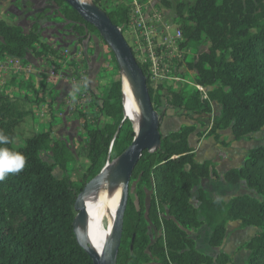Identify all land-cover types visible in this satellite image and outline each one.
<instances>
[{"label":"trees","instance_id":"1","mask_svg":"<svg viewBox=\"0 0 264 264\" xmlns=\"http://www.w3.org/2000/svg\"><path fill=\"white\" fill-rule=\"evenodd\" d=\"M55 1L80 36L85 31L96 32L62 0ZM174 1L173 19L180 21L183 39L178 48L194 46V60L186 68L194 74V83L207 89V99L184 86L161 85L154 90L148 66L140 63L130 48L146 78L154 111L160 119L173 110L192 121L195 115L210 114L215 103L219 115L213 118L208 135L221 146L227 143L220 139V131L231 130L235 142L260 132L264 128V0ZM106 2L116 4L109 13L103 10ZM91 3L121 33L128 26L129 0ZM0 38V62L6 57L24 60L28 53L52 61L60 58L56 49H37L38 38L33 31L24 33L3 20ZM45 87L40 93L33 92L46 95ZM121 92V80L112 82L94 109L109 121L97 129L85 125L88 167L83 178L87 183L100 174L112 156L118 159L134 139L131 124L123 116ZM32 115L26 98L0 91V133L9 138L2 146L26 158L22 171L0 181V264H92L73 231L74 206L84 186L65 174L75 160L70 149L63 140L52 139L49 132L33 134L23 146L14 148L17 129ZM195 133L193 125H184L161 135L153 153L142 154L130 180L137 182V202L128 198L116 264H232L223 253L201 254L187 234L205 226L210 232L208 245L217 249L224 241L227 224L232 222H238L242 229H258L240 250L248 252L245 264H264V145L250 149L240 168L220 177L212 162L196 161L188 141ZM55 168L64 173L61 179L53 176ZM202 180L244 185L255 196L217 201L201 186ZM148 191L152 193L147 204ZM148 223L161 231L154 243L148 235Z\"/></svg>","mask_w":264,"mask_h":264},{"label":"rangeland","instance_id":"2","mask_svg":"<svg viewBox=\"0 0 264 264\" xmlns=\"http://www.w3.org/2000/svg\"><path fill=\"white\" fill-rule=\"evenodd\" d=\"M83 1L91 3V0ZM164 1H166L168 5L164 4L163 0H152L151 3L154 5V11L162 17V19L169 22L168 34L172 36L175 30L180 27L181 23L179 20L173 19L176 2L174 0ZM115 6L116 4L114 2H106L103 6V10L109 13ZM0 20L5 21L11 26L20 28L24 33L33 31L38 38L37 44L35 45L37 49H41V46L46 48V52L54 49L59 52L63 48L68 47L71 51H75L74 55L78 57V62L72 61L68 63L62 60L63 58L61 62L56 61L55 65L58 71H60L58 73L56 72V75L61 78L49 80L48 83L46 82L48 78L44 74L48 67V59H46V56L38 58L31 53L37 59H34L33 63L25 62V72L20 75H16L11 69H5L0 66V91L4 94H10V97H17L18 95L24 96V98L28 100V105L33 109V116L24 120L22 125L17 129V138L14 142V148L17 149L23 146L24 140L33 134L49 132L52 139L63 140L74 155L75 160L68 165L65 174L77 185L85 186L87 181L84 180L83 177L88 167V162L85 157L86 144L88 141L85 125H87L89 129H97L109 121L106 117L96 114L94 109L96 104H101V100L107 94L110 84L118 79L121 80L122 74L117 62L115 59L113 61L111 51L100 33L97 31H85V35L83 37L80 36L73 30V24L64 19L62 10L55 0H0ZM122 35L128 46L133 50L137 60L142 63L146 55L141 49L140 43H136L137 36L133 31H129L127 27L123 28ZM202 43L206 44V41L203 40ZM179 44L180 43H176V45H174L176 50L175 48L172 49V55L175 57V53H179L180 62H178L179 60L170 62V66L173 67L170 71L174 73L175 65L178 64L177 68L183 67L181 79L194 85V74L188 71L186 67L188 63L194 60L196 53L195 48L194 46H190L179 50ZM88 62L90 66L87 65ZM74 68L85 71L87 74L88 83L83 91V93H85L84 97L80 96V98H73L75 95L69 93L73 90H70L72 88L70 87L67 77ZM185 69L187 71H185ZM33 81H36V84H33ZM58 83L64 85L57 86ZM190 84H182L181 86H184L187 91H190L193 88ZM43 86H46V95H43L44 97L33 92L36 90L40 93L43 90ZM92 87L99 89L96 92L99 96L93 94L91 91ZM21 90L28 91L22 94ZM122 93L123 92H121V96ZM69 100L73 102L70 107L66 104ZM218 115L219 106L215 103L211 104L210 114L195 115L192 121L187 120L185 115H177L173 110H168L162 119L159 118L157 113L159 131L162 136H165L171 132H176L184 125H193L196 128V133L192 140V144L197 152L196 161L199 163L210 160L216 162L217 170L223 173L227 170L225 169L228 168L227 166H239L240 161L238 162L237 159L234 158L232 160L233 163H224L225 159L229 157L228 153L240 155L242 152L249 149L264 145V128L252 136V138H244L234 142V144L233 142H228L230 139L229 130L220 131V139L227 143V146H221L213 140L212 136L208 135L210 133L212 120ZM223 155H226L227 158ZM43 160L51 163L47 156H43ZM116 165L117 159L112 156L105 167L111 170L115 168ZM53 176L56 179H61L64 173L55 168ZM136 184V181H132L129 184V197L134 203L137 202ZM204 186L212 192V197L222 200H227L232 197L231 193H226L223 187L226 189L227 187L230 188L235 196H240L244 194L243 192L250 191L245 186L229 185L223 180L219 183L205 181ZM151 193V191L147 192V204ZM250 193L251 196H255L254 192L250 191ZM105 215L106 213L103 210L100 217V226L103 231L107 228ZM231 227L232 226H229L228 228L227 240L225 243L226 248L233 247L235 229ZM204 231V228L198 231H187L190 238L193 239L198 237V246L202 252H205L206 249ZM250 231L249 229H244L238 232L234 244L243 243L247 238L249 242L250 237L248 236H250ZM148 235L151 243H154L159 235H161V231L148 223ZM208 247L212 249L209 245ZM243 260V256L237 252L234 262H236V264H242Z\"/></svg>","mask_w":264,"mask_h":264},{"label":"water","instance_id":"3","mask_svg":"<svg viewBox=\"0 0 264 264\" xmlns=\"http://www.w3.org/2000/svg\"><path fill=\"white\" fill-rule=\"evenodd\" d=\"M69 8L77 13V15L105 40L120 70H122L129 79L138 98L140 107V119L132 122L127 119L132 127L134 139L124 153L117 159V165L114 171V179L121 182V193L116 217L113 224L112 234L103 251L98 256L92 249L79 240L76 227L78 223L84 220V212L80 206V202L86 192L92 187L98 185L102 181L101 173L89 181L81 193L78 195L74 211L76 217L73 223V231L76 242L83 249L92 264H116L117 255L120 248L123 216L129 198V184L133 171L138 164L144 152L153 153L158 147L161 134L159 131V121L156 111H154L144 77L140 67L138 66L133 53L126 43L119 28L114 26L108 16L94 6L92 3H86L81 0H62ZM122 84V81H121ZM124 116V115H123ZM125 118V116H124ZM126 119V118H125Z\"/></svg>","mask_w":264,"mask_h":264},{"label":"built area","instance_id":"4","mask_svg":"<svg viewBox=\"0 0 264 264\" xmlns=\"http://www.w3.org/2000/svg\"><path fill=\"white\" fill-rule=\"evenodd\" d=\"M151 1L152 0H144L143 2H139V0H129L130 11L127 26L128 30L133 31L137 36L136 43H140L141 49L146 55L142 64L148 66L151 87L156 90L158 86L161 85L174 87L176 85L181 86L182 84H190L181 79L183 67L177 68V64L175 65L174 73L170 71L173 67H171L169 63L174 60H179V53H175L174 57L172 55V49L175 48L174 45H176V43H181L183 41L182 34L179 28L175 30L172 36L168 34L169 22L162 19V17L154 11V5H152ZM74 52V50L71 51L68 47H65L58 52L60 56L58 60L52 61L48 59V67L46 72H44L45 76L48 78L46 81L47 83L49 80L61 78L56 75V72H60L55 65L56 61L61 62L63 58L62 60L68 63L72 61L78 62V57L74 55ZM178 62H180V60ZM0 66L5 69L13 70L16 75L25 72L24 60L14 57L4 58L0 62ZM185 71L187 70L185 69ZM67 78L73 91L77 90V97H84L85 93H83V91L88 83V77L85 71L76 70V72H74L71 70ZM190 85L193 87L192 90L198 91L203 99H207V89L195 83L194 85ZM74 98H76V95ZM72 103V100H69L66 104L70 107Z\"/></svg>","mask_w":264,"mask_h":264},{"label":"bare ground","instance_id":"5","mask_svg":"<svg viewBox=\"0 0 264 264\" xmlns=\"http://www.w3.org/2000/svg\"><path fill=\"white\" fill-rule=\"evenodd\" d=\"M121 74L123 115L126 119L135 122L141 116L139 102L137 103L138 98L136 99L135 90L122 70ZM115 168L110 170L105 167L104 172L101 173V183L88 190L80 202L85 217L82 222L78 223L76 233L79 240L82 243L85 240V245L89 246L98 256L103 253L112 234L120 200L122 185L120 181L114 179ZM103 210L106 213L107 228L105 231L100 226Z\"/></svg>","mask_w":264,"mask_h":264},{"label":"crops","instance_id":"6","mask_svg":"<svg viewBox=\"0 0 264 264\" xmlns=\"http://www.w3.org/2000/svg\"><path fill=\"white\" fill-rule=\"evenodd\" d=\"M59 49V48H58ZM39 58V57H38ZM42 58V57H41ZM34 59H37L35 56H33L31 53H28L27 55H26V57H25V59H24V62H26V63H33V61H34ZM77 65V64H76ZM87 65L88 66H90L89 65V62L87 63ZM77 69H73V71H76ZM34 80H35V78H34ZM33 84H36V81H33ZM59 85H64V84H61V83H58L57 84V86H59ZM94 88V89H93ZM71 91L73 90V89H70ZM99 89L98 88H95V87H92V92H93V94H97L98 96H99V94L98 93H96L97 91H98ZM28 90H21V93L22 94H25L26 92H27ZM77 90L76 91H72V92H69V93H71V95L73 94V95H76V97H77ZM75 93V94H74ZM7 96H11L10 94H7V93H5ZM96 95V96H97ZM18 98H24V96H17ZM74 98V97H73ZM33 116V115H32ZM180 125H182V124H180ZM229 132V134H230V139L228 140V142H233V144H234V140H233V136H232V134H231V130H229L228 131ZM219 135H221L220 133H219ZM255 134H253V135H250L247 139H249V138H252V136H254ZM194 136H195V134H192L190 137H189V139H188V141H189V144H190V146L194 149V153H195V158H196V155H197V152H196V149H195V147L193 146V144H192V140L194 139ZM250 150V149H249ZM249 150H247V151H245V152H242L240 155H238V154H236V153H228L229 154V157H228V159H225V161H224V163L225 164H227V163H229V164H231V163H233L232 162V160H233V158L234 159H237V161L239 162V166H227L228 168H225V169H227V170H225V172L226 171H228V170H231V169H237V168H240L242 165H243V163H244V161H245V159H246V156H247V152L249 151ZM219 154H222V153H219ZM223 154H226V153H223ZM225 158H227L226 157V155H223ZM210 162H212V164H213V166H214V168H215V170H216V172L218 173V175L220 176V177H222L223 176V174L225 173V172H223V173H220L218 170H217V166H216V162H213V161H211L210 160ZM241 163V164H240ZM241 165V166H240ZM231 167H233V168H231ZM205 181H211V180H202L201 181V186L204 188V189H206V191L208 192V195H209V197L210 198H212V199H214V200H217V201H224V202H227V201H229L231 198H233V197H235V194H233L232 192H231V190H230V188H228L227 187V189L225 188V187H223L225 190H226V193H231V195H232V197L231 198H229V199H227V200H222V199H220V198H214V197H212L211 196V193L212 192H210V190H208L207 188H205V186H204V182ZM221 180H219V181H217V182H215V181H211V182H213V183H219ZM207 183V182H206ZM237 186H244V185H237ZM244 194H242V195H249V196H251V193H250V191H245V192H243ZM229 226H232L231 228H233V229H235V236H234V238H233V247L231 248H226L225 247V243H226V240H227V234H228V228H229ZM204 228V233H205V247H206V249H205V252H202L200 249H199V246H198V237H196V238H193V241L195 242V245H196V249L201 253V254H204V255H209V256H215V255H217L218 253H223V254H225V255H227L231 260H232V264H236V262H234V260H235V258H236V256H237V252H238V254H240L241 256H243V263L242 264H245V262H246V259H247V256H248V252L245 250V249H241V250H238V249H240V247H242L245 243H247L248 242V238H247V240H245L243 243H239V244H234V240H235V238H236V236H237V234H238V232H240V231H242V230H244V229H242V228H240V225H239V223L238 222H232V223H228L227 224V226H226V236H225V238H224V241H223V243H222V245L219 247V248H217V249H214V248H212V249H209V247H208V238H209V236H210V232H209V230L205 227V226H202V227H200L199 229H197L196 231H198V230H201V229H203ZM247 229H249V230H251L250 231V236H248V237H250L249 238V240H251V238L258 232V229H256V228H247ZM197 236V235H196ZM238 250V251H237ZM237 251V252H236Z\"/></svg>","mask_w":264,"mask_h":264},{"label":"clouds","instance_id":"7","mask_svg":"<svg viewBox=\"0 0 264 264\" xmlns=\"http://www.w3.org/2000/svg\"><path fill=\"white\" fill-rule=\"evenodd\" d=\"M8 143L9 138L0 133V181L9 174L22 171L26 163V158L21 153L2 146Z\"/></svg>","mask_w":264,"mask_h":264}]
</instances>
